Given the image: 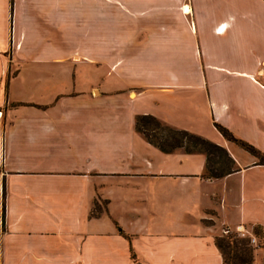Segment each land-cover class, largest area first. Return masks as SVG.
<instances>
[{"label":"crops","instance_id":"1","mask_svg":"<svg viewBox=\"0 0 264 264\" xmlns=\"http://www.w3.org/2000/svg\"><path fill=\"white\" fill-rule=\"evenodd\" d=\"M216 123L264 152V0H0V264H224L225 228H264V163Z\"/></svg>","mask_w":264,"mask_h":264},{"label":"trees","instance_id":"2","mask_svg":"<svg viewBox=\"0 0 264 264\" xmlns=\"http://www.w3.org/2000/svg\"><path fill=\"white\" fill-rule=\"evenodd\" d=\"M145 123L149 125L146 127ZM216 125L227 139L240 144L251 153L257 155L260 158V162L264 163V152H262L252 143L237 137L228 127L220 123H216ZM136 126L149 141L156 144L165 151L183 148L186 151L199 150L206 152L208 156V162L204 175L207 177L222 176L234 170V160L226 147L199 133L190 131L188 129L175 127L162 121L153 114H139L136 117ZM199 144L205 145L211 150L213 149L224 152L227 155L230 163L226 165V167H216L214 169L210 168L209 151L208 149H200L198 147ZM263 229L264 228L259 225L255 226L254 233L256 235L260 234ZM250 241V235H241L237 230L234 231V229L231 228H229L228 232L218 235L216 237V244L222 251L224 264H252L253 247L250 245Z\"/></svg>","mask_w":264,"mask_h":264},{"label":"rangeland","instance_id":"3","mask_svg":"<svg viewBox=\"0 0 264 264\" xmlns=\"http://www.w3.org/2000/svg\"><path fill=\"white\" fill-rule=\"evenodd\" d=\"M149 124L145 123V126L147 127ZM150 128V127H149ZM236 143V142H235ZM238 144V143H236ZM241 146L240 144H238ZM200 149H208L207 146L199 144L198 146ZM242 147V146H241ZM210 160L209 165L210 168H216V167H226L230 163L227 155L224 152H221L219 150H211L208 149ZM234 231H236L234 229ZM255 234V233H254ZM257 237V241L253 242L250 241V245L253 247V261L252 264H263L264 263V255L261 254L260 249L264 248V229L260 234H255ZM262 256V257H261Z\"/></svg>","mask_w":264,"mask_h":264},{"label":"built area","instance_id":"4","mask_svg":"<svg viewBox=\"0 0 264 264\" xmlns=\"http://www.w3.org/2000/svg\"><path fill=\"white\" fill-rule=\"evenodd\" d=\"M188 5V4H187ZM183 10L185 11V12H189L190 11V9L189 10H187L186 8H185V5L183 6ZM241 235H250V237H251V241H253V242H256L257 241V237L255 236V234H253L252 232H250L248 229H246L245 227H243L242 225H240L237 229H236ZM229 231V228H225L224 229V232H228Z\"/></svg>","mask_w":264,"mask_h":264},{"label":"bare ground","instance_id":"5","mask_svg":"<svg viewBox=\"0 0 264 264\" xmlns=\"http://www.w3.org/2000/svg\"><path fill=\"white\" fill-rule=\"evenodd\" d=\"M185 8H186L187 10H189V7H188V6H187V7L185 6Z\"/></svg>","mask_w":264,"mask_h":264}]
</instances>
